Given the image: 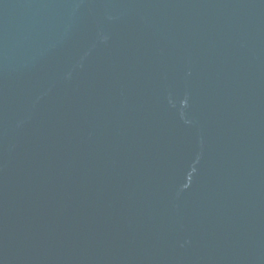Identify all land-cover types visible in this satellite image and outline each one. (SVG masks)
Wrapping results in <instances>:
<instances>
[{"label": "water", "instance_id": "95a60500", "mask_svg": "<svg viewBox=\"0 0 264 264\" xmlns=\"http://www.w3.org/2000/svg\"><path fill=\"white\" fill-rule=\"evenodd\" d=\"M0 264H264V0H0Z\"/></svg>", "mask_w": 264, "mask_h": 264}]
</instances>
